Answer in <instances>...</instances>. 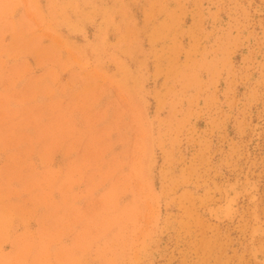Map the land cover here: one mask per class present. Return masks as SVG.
Listing matches in <instances>:
<instances>
[{
    "label": "rangeland",
    "instance_id": "rangeland-1",
    "mask_svg": "<svg viewBox=\"0 0 264 264\" xmlns=\"http://www.w3.org/2000/svg\"><path fill=\"white\" fill-rule=\"evenodd\" d=\"M0 264H264V0H0Z\"/></svg>",
    "mask_w": 264,
    "mask_h": 264
},
{
    "label": "bare ground",
    "instance_id": "bare-ground-1",
    "mask_svg": "<svg viewBox=\"0 0 264 264\" xmlns=\"http://www.w3.org/2000/svg\"><path fill=\"white\" fill-rule=\"evenodd\" d=\"M237 184L233 182L232 184H229L227 186V188H226L227 193H228V197H226L227 201L224 204L217 206V208L215 210L216 214H218L219 216H221V217L222 216H228V215H231L233 212L235 213V211H236V206H235L236 198L240 194L239 191H241V189L239 188L240 185L238 186Z\"/></svg>",
    "mask_w": 264,
    "mask_h": 264
}]
</instances>
